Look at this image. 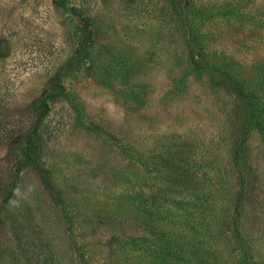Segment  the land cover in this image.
Returning a JSON list of instances; mask_svg holds the SVG:
<instances>
[{
    "label": "rangeland",
    "instance_id": "obj_1",
    "mask_svg": "<svg viewBox=\"0 0 264 264\" xmlns=\"http://www.w3.org/2000/svg\"><path fill=\"white\" fill-rule=\"evenodd\" d=\"M68 3L87 17V45L84 19L53 0H0V264H150L116 240L155 223L237 264L231 228L239 185L229 142L240 102L209 67L224 53L247 77L260 72L264 0H185L193 30L168 0ZM228 10L236 14L221 15ZM193 32L203 66L192 67ZM59 85L63 94L54 96ZM32 135L35 152L21 164ZM246 148L250 191L239 229L264 264L257 128ZM172 151L187 163L200 206L181 231L173 218L166 225L139 214L132 197L138 185L166 176L152 160L168 164Z\"/></svg>",
    "mask_w": 264,
    "mask_h": 264
},
{
    "label": "trees",
    "instance_id": "obj_2",
    "mask_svg": "<svg viewBox=\"0 0 264 264\" xmlns=\"http://www.w3.org/2000/svg\"><path fill=\"white\" fill-rule=\"evenodd\" d=\"M68 2L69 0H53L54 5L59 9L83 18L85 21L84 28H86L87 17L81 16L76 7ZM168 2L173 12L177 14L178 19L183 22V27L191 30L195 20L193 8L185 3V0H168ZM227 12L221 15L232 16L236 14V12L233 13L231 10ZM86 30L88 31H86L87 36L85 39V44L87 45L91 39V31L87 28ZM190 37L192 39L189 38V49L191 52L195 51L192 67L203 66L208 59L199 50V45L196 43L198 34L193 32ZM239 67L238 63L227 58L222 53L221 59H217L214 64H210L209 70L218 73L224 82L222 88L231 92L235 99L240 102L238 116L234 122V131L231 133L229 142L231 161L235 165L239 185L234 202V216L231 228L232 234L236 238L233 250L239 251L240 256L242 255L241 258H238L237 264H258L253 260L248 241L242 238L239 221L243 214L244 201L250 191L248 186L250 166L246 162L247 142L254 128H257L264 138V65H258L260 72L248 77L246 72L239 71ZM58 88L54 96L63 94V86L59 85ZM43 106L42 114H46L50 107L47 103H44ZM33 140L32 135L24 146L25 157L21 164L31 160L35 152ZM135 156L141 163L140 157L138 155ZM167 162L168 164L163 165L162 159L155 156V159L152 160V165L155 166L156 170L159 168L161 175L165 174L166 176L162 177L158 184L151 185L148 189L138 185L139 191L134 193L132 197L136 201L135 208L139 214L148 218L151 217L153 220L163 222L166 225L169 223L168 218H173L178 224V226L174 227L181 231L188 224H190V227L193 226L194 214L198 212L200 206L194 203L195 192H189L191 189H196V187L192 188L191 182L186 179L188 169L185 166H187V163L181 164V160L177 159V155L173 151ZM164 179L166 181L169 180L167 185ZM174 195L177 196L176 199L170 197ZM173 209L178 213H171ZM149 230V232H146L143 229V231L135 235L118 237L119 239L117 238L116 240L117 245L123 250L138 252V255L141 256L140 258H148L150 264H223L227 260L217 256L218 253L215 247H207L202 241L194 240L192 236H190L189 242L186 241L189 237L183 236L177 239L172 236L174 228L170 231L168 230V232L158 223H155V226L153 228L150 227ZM191 239L194 240V243H192Z\"/></svg>",
    "mask_w": 264,
    "mask_h": 264
}]
</instances>
